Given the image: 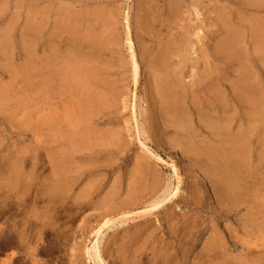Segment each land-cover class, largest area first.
Segmentation results:
<instances>
[{"label": "rangeland", "instance_id": "obj_1", "mask_svg": "<svg viewBox=\"0 0 264 264\" xmlns=\"http://www.w3.org/2000/svg\"><path fill=\"white\" fill-rule=\"evenodd\" d=\"M165 1L0 0V42L3 40L7 44L0 46V94L3 97L0 104V175L7 177L10 172H20L24 176L10 199H15L12 209L5 207L0 211V264H95L91 249L96 239H99L97 247L107 264H162L160 252L162 249L166 252L168 248L174 252L172 264L264 263V257L262 259L259 255L262 251L260 246L264 244V170L258 162V156L263 152L259 141L264 129V55L260 48H264V42L260 37L262 31L252 28L258 20L264 22V11L258 12L247 5L248 0H201L197 6L194 0H184L181 14L171 17ZM59 8H72L75 12L88 10L97 34L112 42L103 57L89 56L81 60L77 55L81 65L89 72L93 70L91 88L85 84L73 86L70 82L72 85L66 87L59 81L52 84L46 81L47 74L42 68L46 67L45 58L49 55L63 66L67 63L68 66L75 65L66 58L63 60L66 54L70 56L66 48L71 42L66 39L56 41L55 37L47 45L57 24L54 21ZM99 10L118 22L114 31L102 28L106 25L96 15ZM149 11L160 21L153 23L154 27L151 26L145 31L149 33L143 35L139 22ZM32 13L37 15V22L42 23L36 51L29 46ZM128 15L141 69L137 86L134 85L130 55L125 46L124 20ZM232 34L241 36V40L236 44L227 42ZM113 37L117 40L114 41ZM181 45L186 48L178 49ZM164 46L172 53L177 51L170 69L176 72L175 75L183 76L187 87L186 110L178 119L162 110L158 103L159 90L155 78L165 75L166 71L157 72L155 65L164 52ZM34 56L36 72L29 63ZM211 79L220 81L218 87L223 93L224 104L214 101L209 87ZM247 84L256 87L260 93L256 102L262 118H255L259 131L251 145L252 161L260 170L256 174L258 177L248 184L252 189L250 195L257 197L251 195V199H257L258 204L253 212L247 204L227 213L220 210L211 187L208 171L213 161L203 148L213 142L219 148L221 145L222 149H228L230 143L236 146L242 139L241 135L252 120L246 115L247 106L239 99ZM47 86H53L51 89L56 94H45ZM99 97H103L105 102L101 103ZM50 109L57 113L60 111L59 117L51 116ZM224 120L227 123L230 120L231 131L227 133L231 136L222 132L215 138L208 127L216 122L225 126ZM180 128H185L189 135ZM171 160L183 173L184 188L180 202L143 214L148 210L144 205L176 186V177L168 165ZM153 180H157L156 184L160 186L157 198L149 199L150 202L139 209L134 207L132 215L125 213L129 200L135 195L132 190L137 188L138 192L150 193L151 185L155 186V182H151ZM65 182L68 186L66 194L62 200L55 198L57 203L54 204V197L49 196L48 190L64 186ZM88 184H93L95 190L89 200H82L81 197L92 190ZM253 190L260 191L258 196H263L262 199L258 198V191L252 193ZM188 201L194 206L186 205ZM82 203L87 205L78 211ZM124 214L127 215L126 220H123ZM109 219L114 223L98 235V230ZM166 222L173 223L175 227L185 224L187 229L178 238L166 236ZM254 223L257 226L261 224L257 227ZM151 233L153 237L149 238ZM212 243L214 248L208 255ZM202 250L206 257L201 260ZM253 259L255 263H251Z\"/></svg>", "mask_w": 264, "mask_h": 264}, {"label": "bare ground", "instance_id": "obj_2", "mask_svg": "<svg viewBox=\"0 0 264 264\" xmlns=\"http://www.w3.org/2000/svg\"><path fill=\"white\" fill-rule=\"evenodd\" d=\"M184 0H166L165 1V5H166V10H168V13L169 15L172 17L174 16H179L181 14V10L180 7L182 6V3H183ZM67 2V1H66ZM150 2V1H149ZM164 2V1H163ZM112 3V2H111ZM194 3L195 5L197 6L198 4L201 3V0H194ZM69 4V3H68ZM247 5L249 4V6H251L252 8H256V10L258 12L260 11H264V0H258V1H255V0H248V2L246 3ZM177 5V6H176ZM54 8V7H53ZM195 8V7H194ZM45 9V8H44ZM76 9V8H75ZM89 9V8H88ZM149 9V8H148ZM29 10V9H28ZM83 10V9H82ZM97 10V9H96ZM95 10V11H96ZM113 10H115L113 8ZM35 11V10H34ZM77 11V10H76ZM117 11V10H115ZM152 11V9H151ZM59 13L56 15V21H54V23L56 22L57 24L55 25V28H54V31L51 35L50 40L49 42L47 43V45H50L53 40V38H57V40L59 39H66L68 40V42H71V45L67 46V50L68 51V54L69 55H65L63 60H65V58L70 62V63H74L75 65H69V63H67V66H63L62 64H59L57 62V60L55 58H53L51 55H49L47 58H45V62H46V67L43 66L42 69H44V72L47 74V80L49 84H52L53 82L56 83V81H59L60 83L62 82V84H65L66 87H68L69 85H72L70 84L73 83V86H78L80 84H85V87L89 86L90 88L92 86L91 83L92 81L90 80L91 76H92V73H93V70L92 72H89L85 66L81 65L79 62H81V60H84V58L86 57H94V56H97V55H101V57H103L102 55L104 54L105 51H108L109 48H111L110 46L112 45V42L109 41V40H106L105 38L101 37L100 35L97 34V31L92 27L91 25V22H90V18H91V14L88 10H84V11H78V12H75L73 11L72 8H59ZM108 12V11H107ZM113 12V11H112ZM163 12H166V11H163ZM36 13V12H35ZM114 13V12H113ZM162 13V12H160ZM167 13V12H166ZM167 13V14H168ZM195 13L197 14V16L199 17L200 14H199V11L196 9L195 10ZM44 14V13H43ZM50 14V13H49ZM56 14V13H55ZM108 14V13H107ZM118 14V13H117ZM218 14V13H217ZM222 14V13H221ZM220 14V15H221ZM99 16V20L101 22L104 21V24L106 25V27H102V28H105L106 30H109L110 32L114 31L115 30V27H116V20H114L113 18L110 17H106L104 15V13H100V10H99V13L96 14ZM162 15V14H161ZM34 13L31 14V24L29 26V29L31 31V43L29 44L30 48L33 49V51H36V48H37V45L38 43H40V34L39 32L41 33L40 29L42 28V23L40 22H37V15L35 16ZM54 16V15H52ZM95 16V15H94ZM113 16V15H112ZM125 16V15H124ZM42 17V16H41ZM168 17V16H167ZM95 18V17H94ZM157 18V15H155L154 13L152 12H147L145 13V16L144 18L142 19L141 22H139V26L142 31L144 30L143 32V35L144 34H147L149 32H145V31H148L150 29L151 26H153L152 24L153 23H156L159 19H156ZM177 18V17H176ZM40 19V18H39ZM162 19V18H161ZM172 19V18H171ZM244 19V18H243ZM165 20V19H163ZM162 20V21H163ZM168 20V19H167ZM160 21V20H159ZM125 22V31H126V45L127 48H128V53L130 55V60H131V67H132V72H133V80H134V85L137 86L138 83H139V80H140V76H141V69H140V66H139V63H138V60H137V54H136V44L134 42V38H133V34H132V30H131V25H130V20H129V15L125 18L124 20ZM30 23V22H29ZM84 23H87V25L85 26ZM100 24V23H99ZM124 24V23H123ZM118 25V24H117ZM155 25V24H154ZM157 25V24H156ZM54 26V25H53ZM123 26V25H122ZM137 27V26H136ZM154 27V26H153ZM260 27V28H259ZM45 28V27H44ZM253 29L255 30H261V34H260V37L261 39H263V42H264V22L262 21H257L255 23H253ZM103 30V29H102ZM138 30V29H137ZM105 31V30H104ZM107 31V32H109ZM139 31V30H138ZM152 31V30H151ZM106 33V32H105ZM115 33V32H114ZM30 34V33H29ZM45 34V33H44ZM200 34H201V30L198 32L197 36L200 37ZM110 35V34H109ZM139 35V33H138ZM149 35V34H148ZM242 35V34H241ZM68 36V37H66ZM111 36V35H110ZM108 37V36H107ZM42 38V37H41ZM114 38V41H116L117 39L115 37ZM112 38V40H113ZM152 38V37H151ZM143 40V39H142ZM148 40V39H147ZM241 40V36H238L237 34H232L228 37V40L227 42H230V43H238L239 41ZM6 41V40H5ZM151 41V40H150ZM258 41V40H257ZM43 42V41H42ZM41 42V43H42ZM143 42V41H142ZM141 42V43H142ZM259 45L261 43H258ZM7 45L5 42H3V40L0 42V46H5ZM58 45V44H56ZM54 45V46H56ZM64 45V44H62ZM146 45V44H145ZM144 45V46H145ZM255 45V44H254ZM65 46V47H66ZM168 46V45H167ZM167 46L165 47L164 46V52H162V54L158 57L157 61H156V65L155 67L157 72H159L160 70H165L166 73L165 75L163 76H159V77H156L155 78V82L157 84V87H158V90H159V104L161 105L162 107V110H165L167 113L171 114L170 116H172L173 118L175 119H178L179 116L181 115V113L183 112L184 113V110H186V105H185V100H186V97H187V94H186V85L184 83V78L182 75L180 76H177L174 74V70L173 69H170L171 66V60L173 59V56L175 55V53L177 51H174L172 53V51L170 49L167 48ZM182 47L181 48H178L180 50L183 49V47L185 45H181ZM258 46V45H257ZM116 47V46H115ZM175 47V46H174ZM188 47V46H187ZM47 48V47H46ZM147 49V47H145ZM176 48V47H175ZM186 47H184L185 49ZM261 48V52L262 54L264 55V48L262 49V47L260 46ZM219 50V49H218ZM52 51V50H51ZM55 51V50H54ZM65 51V53H67ZM80 53V54H79ZM150 53H151V50H150ZM161 53V52H160ZM195 53V51H194ZM29 54V53H28ZM34 54V53H33ZM77 55H80V58L81 60L78 59ZM106 55V54H105ZM29 57V56H28ZM74 59H73V58ZM156 57V56H155ZM149 58V57H148ZM61 59V58H60ZM150 59H151V56H150ZM29 60V59H28ZM88 61H90V59H87ZM98 60V59H97ZM156 60V58H155ZM34 61V62H33ZM33 61H30L29 63L31 64V68L32 70H34L35 72L37 71L36 66H35V56L33 57ZM106 61V60H104ZM103 61V63H104ZM44 62V63H45ZM151 62V61H150ZM77 63V64H76ZM84 63V61H83ZM64 64V63H63ZM80 64V65H78ZM87 64V63H86ZM85 64V65H86ZM89 64V63H88ZM97 64H98V61H97ZM61 65V66H59ZM90 65V64H89ZM39 66V65H38ZM87 66V65H86ZM100 66V65H99ZM90 67V66H88ZM101 67V66H100ZM99 67V68H100ZM96 69V68H95ZM101 69H103L101 67ZM31 70V71H32ZM40 70V69H39ZM106 70H109V69H106ZM155 70V69H154ZM172 70V71H171ZM41 72V71H40ZM108 72V71H107ZM42 73V72H41ZM176 73V72H175ZM179 73V72H178ZM35 74V73H34ZM43 74V73H42ZM39 75V74H38ZM96 77V75H95ZM94 77V79H95ZM99 77V76H98ZM104 77V76H103ZM250 79V78H249ZM102 80V79H101ZM42 81V80H41ZM97 81V80H96ZM100 81V80H98ZM104 81V80H103ZM102 81V82H103ZM45 82V81H44ZM101 82V81H100ZM105 82V81H104ZM219 82L218 80H215L214 81L211 79L210 80V83H209V87H210V90L213 94V98H214V101L217 102V104H220V103H223V99L224 97H222V92L221 90L219 89ZM47 83V82H46ZM59 83V84H60ZM43 84V83H42ZM103 84V83H102ZM108 84V83H106ZM101 84H99L100 86ZM54 86V85H53ZM53 86H47V89L45 90L46 93L48 96H53V94L55 92L52 91L51 88H53ZM64 86V87H65ZM94 86V85H93ZM155 86V85H154ZM83 87V85H82ZM84 87V88H85ZM112 87V86H111ZM46 88V87H45ZM59 88V87H58ZM57 88V90H58ZM63 88V87H61ZM75 88V87H74ZM114 88V87H113ZM156 88V87H154ZM67 89V88H66ZM95 89V88H94ZM102 89V88H101ZM87 90V89H86ZM96 90V89H95ZM114 90V89H113ZM105 91V90H104ZM238 91V90H237ZM53 94H52V93ZM60 92V90H59ZM87 92V91H86ZM90 92V91H88ZM96 92V91H95ZM102 92V91H100ZM107 92V91H106ZM109 92V91H108ZM107 92V94H108ZM158 92V91H157ZM93 93V92H92ZM112 93H115V92H112ZM56 94V93H55ZM74 94V93H73ZM105 95V92L103 93ZM3 95V94H2ZM61 95V94H60ZM78 95V94H77ZM86 95V94H85ZM96 95V94H95ZM211 95V94H210ZM4 96V95H3ZM82 96V95H81ZM98 96V95H97ZM212 96V95H211ZM260 96V93L258 92V90L256 89V87L252 86V85H245V89L243 90V92L240 94L239 96V99L242 103H244L246 106H247V109H246V115L248 116V118L252 119L251 122L249 123L248 125V128L246 130H244L243 134L241 135V138L242 139H239V142L237 143L236 146H232L234 144L230 143L229 144V148L228 149H225L221 147L220 145V148L218 147V144H215V143H211L209 142L210 144H207L204 148V151L206 152V156L209 157L213 163L212 165H210V168H209V171H208V178L210 180V183H211V187L213 189V192L215 194V197L217 199V203L219 204V208L221 211H224V212H227V213H230L232 212V210L238 208L240 205L244 206V205H247V204H250L249 207L251 208V212H253L256 206L257 203V199L256 200H253L251 199V195L254 197L255 195L254 194H251L250 195V187H249V183L256 179V174L258 173V171L260 170V168H255L254 166V163L252 161V152H253V149L251 147V145L253 144L252 143V140L253 138L256 136V133L259 131L258 128H257V123L255 124V118H262L260 116L261 114V110L260 108L258 107L257 105V102L256 100L258 99V97ZM58 97V96H57ZM68 97V96H67ZM2 96L0 94V104L3 102L2 100ZM6 98V96H5ZM47 98V97H46ZM50 98V97H49ZM60 97H58L59 99ZM70 98V97H69ZM94 98V97H93ZM212 98V97H211ZM101 103L105 102V99L103 97H99ZM61 100V99H60ZM92 100V99H91ZM56 100H54L55 102ZM100 101H97V102H100ZM53 102V100H52ZM62 102V101H61ZM63 103V102H62ZM49 103H47V106H48ZM56 104V103H55ZM64 104V103H63ZM224 104V103H223ZM58 105V103L56 104ZM70 106V105H69ZM103 106V105H102ZM159 106V105H158ZM86 107V106H85ZM49 108V107H48ZM51 108V107H50ZM63 108V107H61ZM63 110V109H62ZM161 110V109H160ZM50 111H52L53 115L51 116H55V117H59V113L57 112H54L53 109H50ZM62 112L61 111V115H62ZM65 112V111H64ZM68 112V111H67ZM51 113V114H52ZM189 113V112H188ZM65 114V113H64ZM68 114V113H66ZM69 116V114H68ZM264 116V115H262ZM50 117V116H48ZM52 120H53V117H51ZM62 118V117H61ZM61 118H58V120L60 121ZM182 118V117H181ZM228 118V117H227ZM258 118V120H260ZM55 119V118H54ZM50 120V121H52ZM185 120V119H183ZM221 120V119H220ZM257 120V119H256ZM54 121V120H53ZM189 121V120H188ZM233 121V119H232ZM181 122V120H180ZM258 122V121H257ZM262 122V120H261ZM47 123V122H46ZM220 123V122H219ZM219 123H211L209 125V129L211 130V135L214 136L215 138L221 136L222 132L224 134V132H226V134H229L227 133L230 132L231 130V126L229 125L230 124V120L227 121L224 120V123L225 126L223 125H220ZM59 124V123H58ZM263 127H264V121H263ZM56 126V125H55ZM49 127V126H48ZM54 128V127H53ZM187 128V127H186ZM181 129V128H180ZM184 134L186 135H189L187 133V130L185 128H182L181 129ZM221 134V135H220ZM261 137H260V149L263 151L261 152L262 154H260L258 156V162L260 165L261 168H263L264 170V129H263V132H261ZM197 135V134H196ZM231 136V134H229ZM67 136V135H66ZM199 136V135H198ZM228 136V135H227ZM185 138V137H184ZM187 138H191V137H187ZM233 138V136H232ZM192 139V138H191ZM205 140V139H204ZM220 140V139H219ZM195 141V140H194ZM223 141V140H221ZM84 142V140H83ZM234 142V141H233ZM236 142V141H235ZM199 143V142H198ZM224 143V142H223ZM228 143V142H227ZM192 144V143H191ZM215 144V145H214ZM204 145V144H203ZM225 145H226V142H225ZM224 146V145H223ZM227 148V147H226ZM199 150V149H198ZM260 150V151H261ZM194 152V151H193ZM197 152V151H196ZM200 152V151H199ZM75 153V152H74ZM198 154V153H196ZM154 157V156H153ZM54 158V157H53ZM158 158V157H156ZM143 160V159H142ZM141 160V161H142ZM158 160L161 162H164L161 158H158ZM157 160V161H158ZM60 164V163H59ZM169 167L172 169L175 177H176V186L173 187V189L170 191V192H165L162 197H158L159 199H155L153 201H148L149 199H153L154 197L158 196V189L160 186L158 185L157 186V180L154 181L156 179V177H154L153 175L152 178L154 177V180L151 181V182H155V186L154 185H151L153 186L152 188L155 187V189H152L150 188V193H147V194H144L143 192H138V189L135 188V190H132V192L135 194L132 196V198L129 200V204H128V207L126 209H128V211L126 210L125 213H127L128 215H132V211L134 210V207L138 208L141 206H143L145 203H148L150 202V204H147V205H144L145 208H148V210L146 212H144L143 214L145 213H148V212H151V211H157L161 208H164V206H166L167 204H172V203H178L180 202L181 200V197H182V194H183V188H184V178H183V173L182 171L180 170V168L178 167V164L174 161V160H171V163H168ZM56 166V165H55ZM61 166V165H59ZM51 167V166H50ZM57 167V166H56ZM208 167V166H207ZM58 168V167H57ZM63 168H64V165H63ZM64 170V169H62ZM61 170V171H62ZM134 170V169H133ZM207 170V169H206ZM60 171V172H61ZM67 171V170H66ZM70 171V170H69ZM57 172V171H56ZM58 172V174L60 173ZM133 171H131L130 173H132ZM157 173V171H156ZM55 176H56V173H54ZM64 175V173H62ZM69 176V174H66L65 176ZM159 175V174H157ZM173 175V176H174ZM60 176V175H59ZM143 176V175H142ZM260 176V175H259ZM262 176V174H261ZM264 176V175H263ZM23 174L20 173V172H13L5 177V176H2L0 175V211H2V208H3V211L5 209V207H7L6 209L8 210H11L12 207H13V202L14 200H10L13 193L15 194L14 190L20 185L21 180L23 179ZM58 177V176H57ZM61 177H64V176H61ZM71 177V176H70ZM60 178V177H58ZM130 178V176H129ZM128 178V179H129ZM151 178V177H150ZM159 178V176H158ZM207 178V179H208ZM263 178V177H262ZM25 179V178H24ZM64 179V178H63ZM60 178V180H63ZM72 179V178H71ZM131 180V179H130ZM160 180V178H159ZM158 180V181H159ZM7 182V183H3V182ZM73 181V180H72ZM98 181V180H97ZM138 181V180H137ZM147 181V180H145ZM161 181V180H160ZM160 181L158 182V184H161ZM91 182V181H90ZM70 183V182H69ZM118 183V182H117ZM139 183V181L137 182ZM261 183V182H260ZM67 183L65 182L64 183V186H55V188H52L51 190H48V193H50L49 196L51 197H54L53 198V203L56 204L57 201H55V198H58L60 200H62V196H64L66 194V189L68 188V186L66 185ZM151 184V183H150ZM154 184V183H152ZM259 184V183H258ZM262 184V183H261ZM63 185V183H62ZM90 185V184H88ZM254 185V183H253ZM251 184V186H253ZM260 185V184H259ZM264 185V184H263ZM28 186V185H27ZM95 186V184H94ZM29 187V186H28ZM54 187V186H53ZM258 187V186H256ZM23 188V187H22ZM25 188V186H24ZM30 188V187H29ZM90 188H92L91 191H87L81 198L82 200H89L90 199V195L92 194V192L95 190L94 187H93V184L92 186L90 185ZM26 189V188H25ZM31 189V188H30ZM86 189V188H85ZM23 190V189H22ZM28 190V189H27ZM90 190V189H89ZM114 190V189H113ZM112 190V191H113ZM168 190V189H167ZM260 190V189H258ZM258 190L256 191H252L253 192H257ZM85 191V190H84ZM262 191V189H261ZM29 192V191H28ZM68 192V191H67ZM83 192V191H82ZM114 192V191H113ZM148 192V190H147ZM260 191H258L259 193ZM264 192V191H263ZM127 193V192H126ZM130 193H131V190H130ZM146 193V191H145ZM262 193V192H261ZM24 194V193H23ZM27 194V193H26ZM43 194V193H42ZM257 194V193H256ZM20 195V194H18ZM37 195V194H36ZM69 195V193H68ZM116 195V194H115ZM114 195V196H115ZM160 195V194H159ZM260 195L257 194V196ZM71 196V195H70ZM81 196V195H80ZM147 200L144 199L145 197H147ZM161 196V195H160ZM264 196V195H263ZM263 196H258L259 199H262L261 197ZM24 197V196H23ZM42 197V196H41ZM256 197V196H255ZM28 198V197H27ZM35 198V197H34ZM46 198V196H45ZM44 198V199H45ZM66 198V197H65ZM142 199L140 201H138L139 199ZM157 198V197H156ZM257 198V197H256ZM42 199V198H41ZM44 199H43V202H44ZM49 199V197H48ZM21 200V199H20ZM36 200V199H35ZM39 200V199H38ZM51 200V198H50ZM22 201V200H21ZM20 201V202H21ZM79 201V200H78ZM199 201V200H198ZM42 202V201H41ZM46 202V201H45ZM61 202V201H60ZM191 201H188L186 202L185 204L186 205H189V206H194L193 204L190 203ZM36 203V202H35ZM49 203V202H48ZM59 203V202H58ZM74 204V202H72ZM89 203V202H88ZM20 204V203H19ZM18 204V205H19ZM51 204V203H49ZM260 204V203H259ZM48 205V204H47ZM78 205V204H77ZM87 205V204H86ZM84 203L80 204L78 207L80 208H77V210L79 211H82L85 209V206H86ZM4 206V207H3ZM52 206V205H51ZM262 206V205H261ZM50 207V206H48ZM61 207V206H60ZM140 207V208H141ZM241 207V206H240ZM30 208V207H29ZM34 208V207H33ZM42 208V207H41ZM69 208V206L67 207ZM76 208V207H75ZM95 208V207H94ZM135 208V209H136ZM248 208V209H250ZM257 208V207H256ZM262 208V207H261ZM64 208H62L63 210ZM165 209V208H164ZM259 209V208H258ZM76 210V209H74ZM73 210V211H74ZM90 210V209H89ZM263 210V208H262ZM39 211V210H38ZM36 211V212H38ZM249 211V210H248ZM46 212V211H45ZM123 212V211H122ZM250 212V211H249ZM258 212V211H256ZM264 212V210H263ZM43 213V212H42ZM41 213V214H42ZM65 213V212H64ZM121 213V212H120ZM139 213V212H138ZM236 213V212H235ZM137 214V213H136ZM142 214V213H141ZM258 213H256L257 215ZM2 215V214H1ZM261 215V214H260ZM263 215V214H262ZM124 218L123 220L126 218L127 219V215L124 214L123 215ZM126 216V217H125ZM135 216V215H134ZM145 215H143L142 217H144ZM248 216V215H247ZM40 217V216H39ZM121 217V216H120ZM139 217V216H138ZM141 217V216H140ZM229 217V216H227ZM251 217V216H250ZM249 217V218H250ZM26 218V217H25ZM128 218H131L130 216ZM135 218V217H134ZM242 218V217H241ZM244 218V217H243ZM113 219V218H111ZM125 219V220H126ZM133 219V218H132ZM136 219V218H135ZM255 219V218H254ZM263 219V218H262ZM116 220V219H115ZM122 220V221H123ZM251 220V218H250ZM104 221V220H103ZM128 221V220H127ZM126 221V222H127ZM153 221V220H152ZM252 221V224H253V220ZM258 221V219H257ZM256 221V223H258ZM245 222V220L243 221ZM114 223V220H106V222L103 224V226L98 230L97 234L99 232H101V230H104L105 228H109L110 225ZM125 223V222H124ZM171 223V222H170ZM168 224V222H166V224L168 225V228L166 230V236L167 235H171L176 238L180 236H182L181 232L182 231H186L187 229V225L184 224L183 226H180V227H175L173 225V223L171 224ZM224 223V222H223ZM51 224V223H50ZM261 224V223H260ZM259 224V225H260ZM170 225V226H169ZM254 225H256L254 223ZM253 225V226H254ZM258 225V226H259ZM257 226V225H256ZM257 226V227H258ZM39 227V226H38ZM47 227V226H46ZM191 227V226H190ZM222 227V226H221ZM227 227V226H226ZM250 227H251V224H250ZM256 227V228H257ZM165 228V227H164ZM230 229V227H228ZM228 228H225L228 230ZM254 228V227H253ZM255 228V230H257ZM37 229V228H36ZM190 229V228H189ZM239 229V228H238ZM244 229V228H243ZM2 230V228H1ZM233 230V229H231ZM248 230V229H247ZM261 230V229H260ZM33 231V230H32ZM157 231V230H156ZM218 231V230H216ZM235 231V230H234ZM246 232V231H245ZM3 233V232H2ZM153 233V232H152ZM151 233V235H149V238H152L153 237V234ZM188 233V232H187ZM235 233V232H234ZM250 233V232H249ZM213 234V233H212ZM212 234L210 236H212ZM219 234V232L217 233ZM230 234V233H229ZM238 234V233H237ZM100 235V234H98ZM214 235V234H213ZM246 236V235H245ZM248 236V235H247ZM246 236V237H247ZM184 237V235H183ZM250 237V235L248 236ZM99 238V237H98ZM144 238V237H143ZM188 238V237H187ZM148 239V238H146ZM161 239V238H160ZM213 239V238H212ZM245 239V238H244ZM242 239V241L244 240ZM249 239V238H248ZM124 240V239H123ZM156 240H158V238L156 237ZM155 240V243H157ZM210 240V239H209ZM252 240V239H251ZM99 239H96V243L94 244V246L92 247L91 251L93 252V255L91 254V257L93 259V261L95 262V264H107L106 261L103 259L102 255H101V252L100 250L98 249L97 247V243H98ZM182 241V240H180ZM190 241V240H189ZM213 241V240H212ZM231 241V240H230ZM250 241V240H248ZM33 242V241H32ZM163 242V241H162ZM209 242V241H208ZM217 242V241H216ZM226 242V241H225ZM239 243V242H238ZM246 244V242H244ZM264 243V242H263ZM158 244V243H157ZM161 244V241L160 243ZM163 244V243H162ZM244 244V246H245ZM143 245V244H142ZM151 245V244H149ZM217 245V244H216ZM221 245V244H220ZM241 245V244H240ZM249 245V243L247 244ZM145 246V245H144ZM162 246V245H161ZM169 245H167L168 247ZM243 247V246H242ZM246 247V246H245ZM262 249L261 252H259V255L261 256V258L263 259L264 257V244L262 246H260ZM150 248V247H149ZM211 250H209V252L207 253L208 255L211 253L210 251L213 250L214 248V244L212 243L211 245ZM218 248V247H217ZM134 249V248H133ZM142 249V248H141ZM204 249V248H203ZM247 249V248H246ZM144 250V248H143ZM143 250H139V252H142ZM152 250V249H151ZM161 250V249H160ZM250 250V249H248ZM32 251V250H31ZM90 251V252H91ZM180 251V250H179ZM206 251V250H205ZM258 251V250H257ZM91 252V253H92ZM215 252V251H214ZM251 252V251H250ZM248 252V253H250ZM253 252V251H252ZM138 253V252H137ZM157 253V252H156ZM218 253V252H217ZM221 253V252H220ZM219 253V254H220ZM224 253V252H223ZM222 253V255H223ZM247 253V254H248ZM155 254V253H154ZM158 254V253H157ZM156 254V255H157ZM246 254V255H247ZM254 254V253H253ZM36 255V254H34ZM142 255V253H141ZM150 255V254H149ZM173 255H174V252L170 251V249H166V252H163V249L161 250L160 252V261L162 262V264H172V260H173ZM180 255V254H179ZM251 255V254H250ZM151 256V255H150ZM155 255H153L154 257ZM158 256V255H157ZM249 256V255H248ZM252 256V255H251ZM256 256V255H255ZM254 256V257H255ZM136 257H138L136 255ZM135 257V258H136ZM144 257V256H143ZM142 257V258H143ZM156 257V256H155ZM182 257V256H181ZM204 257V252L202 250V253H201V256H200V259L202 260ZM211 257V256H210ZM218 257V256H217ZM141 258V259H142ZM151 258V257H150ZM253 258V257H252ZM140 259V258H138ZM137 259V260H138ZM156 259V258H155ZM210 259V258H209ZM257 259H260V258H257ZM262 259H260L262 261ZM133 260V259H132ZM143 260V259H142ZM158 260V261H159ZM216 260V259H215ZM220 260V259H217V261ZM251 260V259H249ZM209 261V260H208ZM227 261V260H226ZM214 262V261H213ZM174 263V262H173ZM200 263V262H199ZM223 263V262H222ZM228 263V262H227ZM235 263V262H233ZM232 263V264H233ZM247 263V262H246ZM251 263H255L254 262V259L253 261H251ZM177 264V263H176ZM202 264V263H201ZM264 264V263H263Z\"/></svg>", "mask_w": 264, "mask_h": 264}]
</instances>
